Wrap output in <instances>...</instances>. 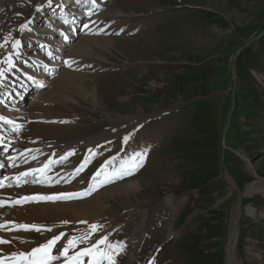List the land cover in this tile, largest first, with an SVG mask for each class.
<instances>
[{
    "label": "rangeland",
    "instance_id": "obj_1",
    "mask_svg": "<svg viewBox=\"0 0 264 264\" xmlns=\"http://www.w3.org/2000/svg\"><path fill=\"white\" fill-rule=\"evenodd\" d=\"M79 1L48 6L41 23L34 25L68 28L73 35L64 49L52 50L47 66L55 67L46 74L43 88L35 85L40 72H34L26 99L36 101V94L45 91L47 98L35 118L24 120L21 132L28 123L24 137L30 143L40 145L48 156L59 153L50 174L59 180L54 185L58 194L74 185L73 196L65 202L101 197L105 217L72 225L69 238L89 233L96 225L98 231L80 247L107 236L98 251L110 254L116 264H227L231 212L240 193L237 259L264 264V114L251 112L252 101L242 93L254 90L250 86L241 92L244 86L236 72L241 55L253 86L264 87V66L255 64L258 54L264 62V0ZM17 4L22 12L20 0H0V33ZM62 9L69 22L59 18ZM83 38L109 41L104 47L92 41L89 51L76 53L72 46ZM26 42L22 40L23 49ZM188 64L209 67L197 96L176 91L172 83L173 75L188 70ZM64 70L69 77L61 82ZM59 92L68 100L58 99ZM50 94L56 100H49ZM185 96L208 101L219 134L220 180L201 196L195 189L186 190L184 163L172 152L174 139L190 133L186 123L176 126L169 120L180 108L191 107L185 105ZM137 152H146L143 166L108 182ZM119 182H132L138 189L121 188L124 193L114 198L102 194ZM132 219L141 223L135 231L127 227ZM100 264L108 260L101 258Z\"/></svg>",
    "mask_w": 264,
    "mask_h": 264
},
{
    "label": "bare ground",
    "instance_id": "obj_2",
    "mask_svg": "<svg viewBox=\"0 0 264 264\" xmlns=\"http://www.w3.org/2000/svg\"><path fill=\"white\" fill-rule=\"evenodd\" d=\"M60 1L62 4L61 6L64 7L62 2L67 0H51V3H49V0H20L23 11L18 12L21 8L18 4L14 6L0 33V45H3L0 47V72L3 73L0 75V108L6 110V113L0 111V117L3 118L0 119V170L4 168L3 176L0 178V201L4 202V206L0 207V224L5 225L4 228H0V238L11 241V243L0 244V250H2L0 255L8 257L5 264H12V253L28 251L62 232L65 236L57 245V249L54 250L58 251V249L63 246L62 243L69 238V233L71 229L74 228L72 225L76 226L77 224H82V221L87 222L83 225H87L93 223L96 219L102 220V216L104 218L106 215V213H104V205L100 202V195L68 203L65 202L64 199L22 200L24 197L52 196L60 193L54 191L56 187L54 185L58 183L59 180L50 174V169L57 161L59 153L56 152L54 156H48L44 153L40 145L32 144L29 142L30 140L28 141L24 137L26 127L29 126V121L36 117L37 112L42 108L41 103L45 100L44 98H47L45 91L41 94L39 93L38 96L36 94L35 97H38L36 101L31 100L28 102L26 99L27 93L35 81L34 72H40L37 75L38 79L35 85L43 88L46 82V74H50L55 67V64L47 66V62L52 55V50H54V48H63L66 42L70 40L71 37L69 36L71 34L73 35L72 32L70 33L68 31V28H53V26L48 24H46L43 29H36L34 27L37 22L41 23L40 19L44 16L45 9L51 5L53 8L56 7V3ZM84 1L86 0H80L79 3H83ZM90 2L94 3V0H90ZM38 8L39 11L37 10ZM89 9H93V6L88 8V10ZM62 11L63 13L60 14L59 18L68 21L69 14H67L64 9H62ZM29 21H31V23H29ZM25 23L28 24V28L21 31L20 26ZM40 23L37 24L39 27ZM17 40L20 43L14 48L13 44ZM22 40L23 42L27 41L24 45L25 49L22 48ZM92 41L96 42V46L104 47L106 41L109 40L106 38H83L81 43L76 42L72 48L76 49V53L89 51V44L93 43ZM54 44L60 45L56 47ZM43 58H46V61L42 60ZM41 71L45 74L41 73ZM62 73L63 75L60 81L65 82L69 74H67L65 70ZM52 95L53 94H50L48 99L56 100L55 98H51ZM55 96L64 101L68 100L62 97L60 92ZM27 102L28 104H26ZM24 120L28 121V126L25 127L24 134H22V128L25 124ZM62 129L68 130L64 127ZM29 131L31 132L33 130L30 129ZM45 155L49 159H47ZM54 158L56 159L53 163ZM45 164L49 165L47 169H43ZM32 169H42V171L32 172ZM22 172H29L30 174L20 176L19 174ZM73 186H68L69 189L66 194H73ZM127 187L133 190L138 189V186L132 182L125 185L119 182L106 188L102 194L106 197L111 196L114 198L121 195L123 189L127 191L128 189H125ZM166 199H168V202H171V200L173 201L170 197ZM17 200H21L22 202L19 204L13 203ZM168 202L165 205L169 206L170 204ZM172 215H174L173 210ZM168 219L171 222L172 216ZM134 220H129L131 223H127V227L133 231L139 229L141 226L139 221L143 223L144 217H140L139 221ZM239 220L240 207L234 205L229 224L227 264H242L240 262L241 260L239 261L237 259L235 251L239 233ZM64 221L68 223H63ZM21 224L36 225L42 230L40 232L35 230H23L19 228ZM120 228L121 226H117L116 229L119 230ZM47 229H51V231H47ZM44 230L46 234H44ZM170 232L171 230L168 233ZM125 235H127V233ZM114 239H116V237ZM131 255L132 253L130 256ZM130 259L124 260L125 263L131 261ZM52 264H62V261H52Z\"/></svg>",
    "mask_w": 264,
    "mask_h": 264
},
{
    "label": "trees",
    "instance_id": "obj_3",
    "mask_svg": "<svg viewBox=\"0 0 264 264\" xmlns=\"http://www.w3.org/2000/svg\"><path fill=\"white\" fill-rule=\"evenodd\" d=\"M259 42V41H258ZM259 46V45H258ZM264 50V49H263ZM239 55L236 62V72L239 75V80L242 82V88L247 91L251 86L254 91L249 93H242L246 97H250L252 101V111H255V116L258 113L264 114V87L253 86L251 78L244 72L243 59ZM262 56L257 55L256 67L264 66L261 60ZM185 72H179L173 75L172 83L176 91L182 94H191L197 96V91L200 90L204 84L206 77L209 75V67L200 64L187 65ZM246 84H250L246 86ZM240 85V84H239ZM259 87L260 90H259ZM240 88V87H239ZM204 90L205 87H204ZM241 92L236 96V104L241 101ZM205 95V93H202ZM188 99V100H187ZM184 100L188 104L187 109L180 108L179 113L172 114L174 125H182L186 123L189 135L174 139L172 152L177 154L181 162L184 163V178L186 179V187L191 190L195 189L201 196L206 193L210 188L217 183L219 176V166L217 165V142L219 134L217 133V124L213 116L210 104L204 99H197L196 101H189V97L185 96ZM183 108V107H182ZM258 116V115H257ZM187 166V167H186Z\"/></svg>",
    "mask_w": 264,
    "mask_h": 264
},
{
    "label": "snow or ice",
    "instance_id": "obj_4",
    "mask_svg": "<svg viewBox=\"0 0 264 264\" xmlns=\"http://www.w3.org/2000/svg\"><path fill=\"white\" fill-rule=\"evenodd\" d=\"M49 3H51V0H49ZM39 11V8L37 9ZM31 23V21H29ZM87 27V25H85ZM28 28V24H22L20 26V30L23 31ZM19 41L17 40L13 47H17L19 45ZM3 45H0L2 47ZM3 73L0 72V75ZM0 119H3L0 117ZM128 137L124 138V142H127ZM146 155V152L144 154H141L139 152L133 154V156L130 157L129 162H126V165H122V170L117 172L113 178H111L108 182H114L115 179H123L125 176H131L133 175L140 167L143 166V160ZM61 159H64L63 157ZM107 163V162H106ZM49 167L48 164H45L43 166V169H47ZM81 169H77V171H80ZM32 172L36 171H42V169H32ZM29 172H22L19 175L20 176H26L29 175ZM99 174V170L94 176ZM90 194L89 192L85 191L84 195ZM73 194H56L52 196H38V197H24L22 198L23 201L27 200H33V199H44V200H57V199H67L71 198ZM21 200L14 201L13 203L19 204L21 203ZM4 206V202L0 201V207ZM63 223H68L67 221H64ZM81 223H87V222H81ZM5 225L0 224V228H4ZM20 229L23 230H35L37 232H40L42 229L36 225H19ZM97 230L96 225L90 226V232L86 233L79 237H70L68 238L62 247L58 249V251H54L57 249V245L59 242L64 238V233H59L58 235H54L52 238L46 240L44 243H41L37 245L36 247L31 248L28 251H21L19 253H12L11 254V260L12 264H52V261H62V264H100V259L105 258L108 260V264H116V261L112 258V256L108 253H105L103 250H99L100 245H105L107 243V236H104L100 239H98L94 244H91L89 247L85 248H79L77 249V246L79 244L86 243L90 237L91 234L94 233ZM47 231H51V229H47ZM11 243V241L5 240L3 238H0V244H6ZM108 248H112L113 245L107 244ZM70 250L73 251L72 255L69 256ZM2 252V250H0ZM85 257H88L87 261H85ZM8 259V257L0 255V264H5V261Z\"/></svg>",
    "mask_w": 264,
    "mask_h": 264
},
{
    "label": "water",
    "instance_id": "obj_5",
    "mask_svg": "<svg viewBox=\"0 0 264 264\" xmlns=\"http://www.w3.org/2000/svg\"><path fill=\"white\" fill-rule=\"evenodd\" d=\"M240 201H241V199H240V193H238V196L236 198V201L234 202V205H238L240 207Z\"/></svg>",
    "mask_w": 264,
    "mask_h": 264
}]
</instances>
